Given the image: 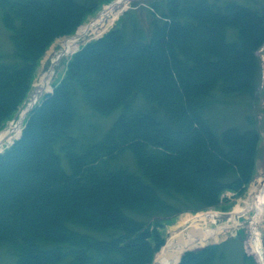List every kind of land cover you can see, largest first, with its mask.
I'll return each mask as SVG.
<instances>
[{
    "label": "trees",
    "instance_id": "obj_1",
    "mask_svg": "<svg viewBox=\"0 0 264 264\" xmlns=\"http://www.w3.org/2000/svg\"><path fill=\"white\" fill-rule=\"evenodd\" d=\"M110 2L0 0L13 48L10 61L0 52V130L52 42ZM263 46L264 0H155L80 47L0 153V246L13 264H151L177 215L242 195L257 125L211 115L254 95ZM83 107L119 114L101 132ZM222 248L186 251L178 264H221ZM241 264L254 263L242 253Z\"/></svg>",
    "mask_w": 264,
    "mask_h": 264
},
{
    "label": "rangeland",
    "instance_id": "obj_2",
    "mask_svg": "<svg viewBox=\"0 0 264 264\" xmlns=\"http://www.w3.org/2000/svg\"><path fill=\"white\" fill-rule=\"evenodd\" d=\"M113 1L115 0H111V3ZM151 1H155V0H131L128 4V9L123 11L117 17V19L114 21L112 26H109L105 32L100 34V36L87 37L83 42L80 43L78 48L75 51H73L71 54L62 55L63 42L73 37L76 34L77 30L72 35L56 38L49 46V48L46 50L42 59L40 60L34 78L32 80V84H34L36 80H38V77H40L42 74L51 72L52 76L49 84L50 87L52 88L53 85L57 84L64 75L66 70V65L69 62L72 54H74L80 47H82L86 43L101 38L111 29L119 27L121 20L125 18L126 12H131L135 9L145 8L147 7V4ZM108 5L107 4L102 5L100 10L96 14L89 16L81 25H79V27L87 25L91 21L95 20L98 17L99 13L104 9V7ZM0 52L3 54L5 61H10L13 57V48L11 41L9 39V34L3 28L1 23H0ZM59 55L61 56L57 61L58 63L57 62L53 63V61L57 59ZM257 56L260 60L261 75H260L259 84L256 87V91L254 95L252 96L241 95V96L230 97L227 100H225V104L223 105L220 104L216 108H214L211 115L212 120H214L216 123H218V125L222 127L230 126V125L241 126L243 125V120L245 119V117H250V119L256 123L260 134V142L255 160V172L253 174L251 182L246 186L244 193L242 195H237L236 193L229 191L225 192L222 194L220 202L216 207L209 208L203 211H198L195 213H190V212L180 213L173 219L172 223L165 226L163 230L166 242L167 239H169L171 233H177L179 234V236L180 234L186 235L188 230H192L194 236L197 235L196 233L200 232V236H201L203 232L202 230H194L188 224H186L183 227H177L179 223L182 222V220H184L185 218L186 219L192 218L198 214L200 216H206L204 218L205 222L202 225L203 228L206 227L211 230H215L218 228L226 227L223 228L225 232L222 235H220V237L217 239L216 242L208 241V243L203 245L206 246V245L222 244L223 247L222 250L225 253V259L221 264H241L242 253L250 257L254 264H264V216L257 223V225L256 224L253 225L252 224L253 221L251 219V217H253L254 215L253 211H249L247 214L238 217H234L231 215V212L233 211L235 206L243 205V202L248 197L252 185L256 183V180L262 175V170L264 168V46L257 52ZM33 94H34V87L32 86L28 95L32 96ZM45 94H47V92L45 93L43 92L41 96L37 99V102L35 104H38V102L41 101V99ZM83 109L85 110L81 109V111H83V114L87 115V118L86 117L85 118L88 121L91 120L92 122L98 124L100 130H102L101 132L106 131L119 114V110H118L112 113L108 117H102L94 113L92 114V112L89 111L88 108L83 107ZM21 110L22 107L19 109L18 114L16 113L17 116H15V118L12 120L13 122L14 120L18 119ZM86 110L89 111L93 117H90ZM27 115L28 114H26V116L24 117L23 120L24 122L26 120ZM12 121L10 120L5 125V127L11 124ZM219 122L223 124H219ZM23 124L19 126L20 129L22 128ZM4 128L3 130L6 129ZM3 130H1L0 132H2ZM9 146H10V141L8 140L2 141L0 143V153ZM131 161H133L134 163L133 155L131 153L129 154L127 153L122 156V163H126L130 166V168H133L134 165H132ZM229 215L233 217V220ZM211 220H214V222L212 223ZM235 221H236L235 225L237 226H234ZM253 230L258 232V237H259L258 243L263 251L262 261H259L257 254L255 252L254 243H253L254 238L252 234L254 232ZM203 246H199V247H203ZM195 248L198 247H194L187 250H192ZM13 261L14 259L10 256V254L6 251V249L0 246V264H13L14 263Z\"/></svg>",
    "mask_w": 264,
    "mask_h": 264
},
{
    "label": "bare ground",
    "instance_id": "obj_3",
    "mask_svg": "<svg viewBox=\"0 0 264 264\" xmlns=\"http://www.w3.org/2000/svg\"><path fill=\"white\" fill-rule=\"evenodd\" d=\"M131 0H115L110 5L105 6L104 9L99 13L98 17L88 23L87 25L81 26L77 29L76 34L65 40L63 42V54L67 55L71 54L75 51L81 42H83L89 36H100L101 33L105 32L109 26H112L117 17L125 10L128 9V4ZM61 55L58 56L57 59L53 61L55 63L58 61ZM51 72L42 74L38 80L34 83V94L32 95L31 104L36 100L37 95L41 92H50L51 88L49 86V82L51 80ZM30 105L26 107L23 111L26 112L29 109ZM23 114H21V117ZM5 132L0 133V136L4 135ZM249 211H253L254 215L251 217L253 221V225H257V223L264 216V171L262 175L256 180L249 191L247 199L243 202L242 206H235L231 215L234 217H238L244 214H247ZM230 216V215H229ZM230 216L233 220V217ZM206 216L195 215L192 218H185L182 222L179 223L177 227H183L186 224L190 225L194 230H202V235H196L193 238L183 235V242L179 243L177 238L179 234L171 233L169 239L164 246V248L160 251L159 254L156 255L154 264H177L181 254L187 250L194 247L203 246L208 241L216 242L217 239L222 235L225 230L223 228H218L215 230H211L209 228H203ZM212 217V216H211ZM213 223L214 220H211ZM236 221L234 222V226ZM253 238H254V248L257 254L259 261H262L263 251L258 243V232L253 230ZM181 235V234H180Z\"/></svg>",
    "mask_w": 264,
    "mask_h": 264
},
{
    "label": "water",
    "instance_id": "obj_4",
    "mask_svg": "<svg viewBox=\"0 0 264 264\" xmlns=\"http://www.w3.org/2000/svg\"><path fill=\"white\" fill-rule=\"evenodd\" d=\"M264 171V168H263V170H262V172ZM197 235H200V232L199 233H196ZM195 234V235H196ZM187 236H190V237H194V233H193V231L192 230H188L187 231V234H186ZM177 240H178V242L180 243H182L183 242V235H181V236H179L178 238H177ZM154 264V263H153Z\"/></svg>",
    "mask_w": 264,
    "mask_h": 264
},
{
    "label": "built area",
    "instance_id": "obj_5",
    "mask_svg": "<svg viewBox=\"0 0 264 264\" xmlns=\"http://www.w3.org/2000/svg\"><path fill=\"white\" fill-rule=\"evenodd\" d=\"M16 126V125H15Z\"/></svg>",
    "mask_w": 264,
    "mask_h": 264
}]
</instances>
